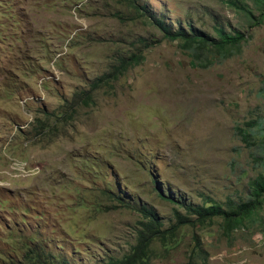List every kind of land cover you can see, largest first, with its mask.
I'll use <instances>...</instances> for the list:
<instances>
[{
  "label": "rangeland",
  "instance_id": "obj_1",
  "mask_svg": "<svg viewBox=\"0 0 264 264\" xmlns=\"http://www.w3.org/2000/svg\"><path fill=\"white\" fill-rule=\"evenodd\" d=\"M139 2L174 29L246 40L227 59L199 54L201 68L125 0H0V264L22 257L24 236L71 264L122 257L142 218L120 197L168 230L184 203L229 209L264 175V0ZM135 52L139 65L65 113ZM189 263L264 264V201L231 232L214 218L154 244L150 264Z\"/></svg>",
  "mask_w": 264,
  "mask_h": 264
},
{
  "label": "trees",
  "instance_id": "obj_2",
  "mask_svg": "<svg viewBox=\"0 0 264 264\" xmlns=\"http://www.w3.org/2000/svg\"><path fill=\"white\" fill-rule=\"evenodd\" d=\"M133 9L135 19L146 18L150 20L153 26L164 33V36L170 40H180L184 44L182 47L192 53L193 63L201 68H207L211 64L203 61V57L199 54L206 52L217 55L220 59H227L234 56L241 48V44L246 40V36L236 31L233 34L228 33L223 27L217 28L218 37H213L206 32L195 28L193 25L187 27L179 26L172 28L163 19L157 16L154 11L149 9L146 4H142L139 0H125ZM144 59L141 52H135L125 56H119L117 62L111 66L108 73L96 79L92 84V91H84L76 93L72 101L66 100L65 107L69 112L81 105L88 106L94 104V91L112 85L125 75L131 68L139 65ZM198 62V63H197ZM238 134L242 140L250 144V136L244 129H238ZM251 196L248 201L240 202L235 206L225 209L222 205H196L193 203H184L183 208L186 209L188 216L177 214L178 223L176 226L168 230H164V224L156 209L144 202H137L133 199L125 200L119 198L121 205L140 213L142 220L139 222L137 229V243L132 251L122 257H108L98 261L95 264H150L153 255V246L157 240L163 242L167 238L172 237L177 227L187 224L195 226L196 224L204 225L214 218H222L225 222L226 230L231 232L237 226L242 225L245 220L251 218L262 207L264 201V175H259L251 182ZM161 197L168 201L175 202L176 199L172 195L160 193ZM179 202V201H178ZM24 254L21 258L9 256L8 262L3 264H71L66 256L52 253L49 245L39 237L24 236ZM192 264V263H189Z\"/></svg>",
  "mask_w": 264,
  "mask_h": 264
}]
</instances>
